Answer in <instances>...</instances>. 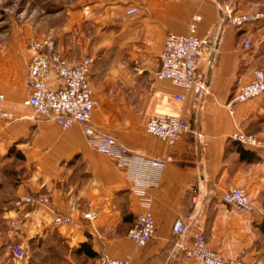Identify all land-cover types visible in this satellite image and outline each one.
Listing matches in <instances>:
<instances>
[{
	"label": "crops",
	"instance_id": "1",
	"mask_svg": "<svg viewBox=\"0 0 264 264\" xmlns=\"http://www.w3.org/2000/svg\"><path fill=\"white\" fill-rule=\"evenodd\" d=\"M227 3L236 13L264 10V0H67L55 10L48 31L57 49L70 60L95 57L89 73L99 100L94 127L139 154L170 157L144 197L116 158L89 144L79 124L62 128L33 117L24 104L29 43L25 37L0 43V264H97L102 254L129 264H197L183 256L195 232L224 257L264 264V219L222 201L228 187H241L264 210V152H256L257 161L240 160L230 139L237 129L264 136V94L235 105L232 114L226 107L253 69L264 70V19L242 28L222 23ZM130 7L138 12L127 14ZM195 14L199 36L220 35L215 52L208 45L199 54L209 84L201 101L156 77L165 35L186 34ZM245 35L250 49L242 46ZM157 115L181 116L201 138L186 135L169 144L147 133L146 120ZM36 194L49 196L52 209L17 204ZM145 209L156 229L139 246L126 234ZM56 214L72 222L55 227ZM177 217L186 224L183 235L172 231ZM15 248L24 259L14 256Z\"/></svg>",
	"mask_w": 264,
	"mask_h": 264
},
{
	"label": "built area",
	"instance_id": "2",
	"mask_svg": "<svg viewBox=\"0 0 264 264\" xmlns=\"http://www.w3.org/2000/svg\"><path fill=\"white\" fill-rule=\"evenodd\" d=\"M138 12L136 7L126 10L127 14ZM264 19V12L254 11L236 13L227 3L221 16L222 23H228L236 28L255 23ZM199 15H193L186 34L167 33L163 41L160 54L161 66L156 73L158 79L169 80L174 85L195 94V100L201 101L209 94V84L205 75L198 68V59L204 46H211L215 52L219 42L218 32L210 31L203 36L196 32ZM250 35L242 39L245 49L251 47ZM31 56L27 65L26 85L30 94L24 104L31 107L36 120L52 121L62 128H68L77 123L81 126L87 141L97 150L116 158L119 167L125 169L136 185L140 186L138 193L142 197L145 187H156L159 184L163 170L170 157L166 159L142 155L133 149L120 144L113 136L98 131L93 123V113L99 106L89 82V73L95 63V57L84 55L78 60L68 59L57 49L52 37L43 36L33 39L29 43ZM58 82L55 84L54 80ZM264 94V70L255 68L250 80L241 84L234 95L227 102L226 107L232 114L235 105L246 102ZM4 95L0 93V100ZM182 99V97H178ZM147 133L174 144L180 138L191 135L201 138L200 132L179 115L150 116L145 122ZM230 139L255 152H264V136L237 129L230 135ZM193 203H197L199 191L197 185L193 187ZM147 201V199H145ZM222 201L232 206L236 211L245 214H256L264 219V210L255 207L248 192L236 186L228 187L222 194ZM32 204L52 209V201L44 194L27 195L18 199L17 204ZM85 218H93V213H85ZM72 218L68 215L56 214L53 225L60 227L70 224ZM155 223L152 213L145 209L136 217L134 225L126 236L139 246H144L155 233ZM176 235H183L187 227L183 219L177 217L172 225ZM14 256L18 260L24 259L21 249H14ZM185 258L194 259L197 264H248L240 258L224 257L211 249L201 232L192 235L190 246L183 252ZM97 264H129V261L102 254Z\"/></svg>",
	"mask_w": 264,
	"mask_h": 264
},
{
	"label": "rangeland",
	"instance_id": "3",
	"mask_svg": "<svg viewBox=\"0 0 264 264\" xmlns=\"http://www.w3.org/2000/svg\"><path fill=\"white\" fill-rule=\"evenodd\" d=\"M66 2L67 0H0V43H13L20 37H25L27 43L39 37H50L48 29L55 25V10ZM260 11L264 12L263 8Z\"/></svg>",
	"mask_w": 264,
	"mask_h": 264
},
{
	"label": "trees",
	"instance_id": "4",
	"mask_svg": "<svg viewBox=\"0 0 264 264\" xmlns=\"http://www.w3.org/2000/svg\"><path fill=\"white\" fill-rule=\"evenodd\" d=\"M233 144L236 147V151L239 154L240 160H244L246 162H252L260 159L259 155L255 151L251 149H247L243 145L237 142H233Z\"/></svg>",
	"mask_w": 264,
	"mask_h": 264
}]
</instances>
